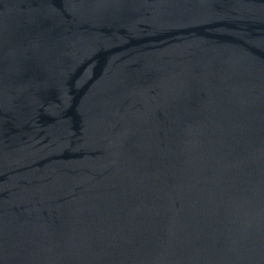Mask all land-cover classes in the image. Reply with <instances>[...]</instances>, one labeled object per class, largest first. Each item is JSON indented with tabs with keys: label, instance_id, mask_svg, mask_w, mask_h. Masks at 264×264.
I'll list each match as a JSON object with an SVG mask.
<instances>
[{
	"label": "water",
	"instance_id": "95a60500",
	"mask_svg": "<svg viewBox=\"0 0 264 264\" xmlns=\"http://www.w3.org/2000/svg\"><path fill=\"white\" fill-rule=\"evenodd\" d=\"M0 264H264V0H0Z\"/></svg>",
	"mask_w": 264,
	"mask_h": 264
}]
</instances>
